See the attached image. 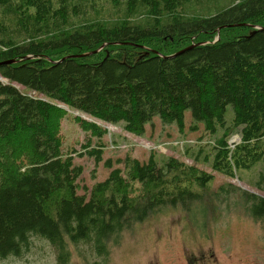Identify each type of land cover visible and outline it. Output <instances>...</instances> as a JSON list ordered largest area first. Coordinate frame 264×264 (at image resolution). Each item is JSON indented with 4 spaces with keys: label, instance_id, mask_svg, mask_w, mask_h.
I'll list each match as a JSON object with an SVG mask.
<instances>
[{
    "label": "trees",
    "instance_id": "trees-1",
    "mask_svg": "<svg viewBox=\"0 0 264 264\" xmlns=\"http://www.w3.org/2000/svg\"><path fill=\"white\" fill-rule=\"evenodd\" d=\"M0 78V259L22 256L33 237L58 264L81 244L107 258L150 217L208 213L209 199L216 209L236 190L264 224V196L210 189L213 173L235 179L264 165V0H0ZM67 116L95 146L63 149ZM155 118L213 138L194 153L180 140L186 161L157 150L104 160L109 132L98 122L143 138ZM78 154L108 171L88 195L78 194Z\"/></svg>",
    "mask_w": 264,
    "mask_h": 264
},
{
    "label": "rangeland",
    "instance_id": "rangeland-1",
    "mask_svg": "<svg viewBox=\"0 0 264 264\" xmlns=\"http://www.w3.org/2000/svg\"><path fill=\"white\" fill-rule=\"evenodd\" d=\"M75 115L88 119L78 112ZM232 118V109L228 107L227 121H232ZM185 122L186 126H191L190 112L186 113ZM98 125L109 132L108 138L103 141L108 145L103 157L105 161L112 163L123 160L126 152L140 160H146L153 149L159 152H156L158 156H173L186 161V155L176 146L181 144L180 140L193 141L189 147L194 153L198 145H202H195L194 142H208L213 138H208V135L204 136L199 131L182 136L176 127L163 126L158 118L154 119L152 127L147 128L142 139L135 137L131 140L125 137L120 125H105L102 122H98ZM61 131L65 140L63 149L75 147L80 151L81 145H86L92 138L89 134H84L74 122L73 116H67L63 120ZM111 141L117 143L114 145H121L109 149ZM90 143L95 146L96 140L93 139ZM123 144L131 145L126 151ZM203 149L205 153L210 152L209 147ZM84 155L78 154L74 159L76 165L84 167L78 181L80 188L82 187L78 189L79 195H88L94 181L97 178L104 179L108 172L102 163L96 164L92 157ZM198 166L211 171L209 164L201 163ZM213 174L215 179L210 186L211 192L231 183L242 190L264 196V192L253 185L259 174L264 176V165H257L251 171H239L235 179ZM208 202V213H189V217L179 209L167 210L137 224L133 230L123 233L118 246H110L107 258L96 255L87 244L69 246L71 257L68 264H264V224L249 217L242 203L241 193L238 190L232 192L228 201L217 205L216 209L210 199ZM0 264H58L57 253L48 241L33 237L29 250L22 256L0 259Z\"/></svg>",
    "mask_w": 264,
    "mask_h": 264
},
{
    "label": "crops",
    "instance_id": "crops-1",
    "mask_svg": "<svg viewBox=\"0 0 264 264\" xmlns=\"http://www.w3.org/2000/svg\"><path fill=\"white\" fill-rule=\"evenodd\" d=\"M123 135H124L125 137L131 139V140H132V138H135V136H133V135H131V134H128V133H126V132H124V131H123ZM141 139H142V138H141Z\"/></svg>",
    "mask_w": 264,
    "mask_h": 264
},
{
    "label": "water",
    "instance_id": "water-1",
    "mask_svg": "<svg viewBox=\"0 0 264 264\" xmlns=\"http://www.w3.org/2000/svg\"><path fill=\"white\" fill-rule=\"evenodd\" d=\"M190 48H193V47H190ZM189 48V49H190ZM188 48L187 49H185V50H182L180 53H183V52H185L186 50H189ZM174 57V56H173ZM14 61H9L8 63H13ZM0 80L2 81L3 80V78H0Z\"/></svg>",
    "mask_w": 264,
    "mask_h": 264
},
{
    "label": "bare ground",
    "instance_id": "bare-ground-1",
    "mask_svg": "<svg viewBox=\"0 0 264 264\" xmlns=\"http://www.w3.org/2000/svg\"><path fill=\"white\" fill-rule=\"evenodd\" d=\"M116 147H118V145L115 146V145L110 144L109 149H111V148H116ZM153 150H155V149H153Z\"/></svg>",
    "mask_w": 264,
    "mask_h": 264
}]
</instances>
